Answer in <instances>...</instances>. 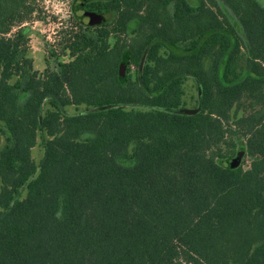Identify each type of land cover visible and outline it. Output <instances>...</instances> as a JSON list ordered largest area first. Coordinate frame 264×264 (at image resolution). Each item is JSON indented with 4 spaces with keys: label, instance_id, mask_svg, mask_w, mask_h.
Here are the masks:
<instances>
[{
    "label": "trees",
    "instance_id": "16d2710c",
    "mask_svg": "<svg viewBox=\"0 0 264 264\" xmlns=\"http://www.w3.org/2000/svg\"><path fill=\"white\" fill-rule=\"evenodd\" d=\"M85 8L41 71L0 0V264H264V0Z\"/></svg>",
    "mask_w": 264,
    "mask_h": 264
},
{
    "label": "rangeland",
    "instance_id": "374dc122",
    "mask_svg": "<svg viewBox=\"0 0 264 264\" xmlns=\"http://www.w3.org/2000/svg\"><path fill=\"white\" fill-rule=\"evenodd\" d=\"M82 2L83 0H34L36 12L33 13L32 19L25 23V27L29 36V55L33 58L37 69L43 71L48 66L53 68L56 65L57 60L50 52L52 49L57 53L60 52L57 45L60 33L72 24L74 11L77 10V13L80 14ZM39 13L42 19L37 17ZM69 59L67 54L60 58V60L65 61ZM183 87L185 91L183 108L196 109L199 99L196 80L192 77L187 78ZM83 110H85L84 105L67 107L69 113H77ZM42 151L39 143L33 148V156L37 162L42 156Z\"/></svg>",
    "mask_w": 264,
    "mask_h": 264
},
{
    "label": "water",
    "instance_id": "95a60500",
    "mask_svg": "<svg viewBox=\"0 0 264 264\" xmlns=\"http://www.w3.org/2000/svg\"><path fill=\"white\" fill-rule=\"evenodd\" d=\"M80 19L89 25H95L98 23H101L104 20V16L100 13L95 12H85L80 16ZM126 66L121 67V73L124 72ZM198 109H184L181 108L179 111L187 114H192L197 112ZM239 163L238 159L234 160V165H237Z\"/></svg>",
    "mask_w": 264,
    "mask_h": 264
},
{
    "label": "flooded vegetation",
    "instance_id": "af4514ba",
    "mask_svg": "<svg viewBox=\"0 0 264 264\" xmlns=\"http://www.w3.org/2000/svg\"><path fill=\"white\" fill-rule=\"evenodd\" d=\"M88 3V0H83L82 2V6L80 8V14L77 13L78 11L76 10L77 16L80 17L83 13L85 12H95V13H99L98 11H93V10H88L87 8H85V4ZM84 6V7H83Z\"/></svg>",
    "mask_w": 264,
    "mask_h": 264
}]
</instances>
